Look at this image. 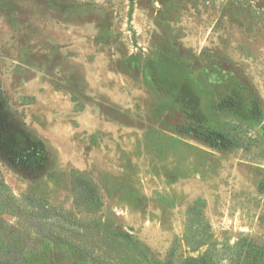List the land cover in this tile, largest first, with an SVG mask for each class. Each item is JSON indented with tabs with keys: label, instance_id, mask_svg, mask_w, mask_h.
Returning a JSON list of instances; mask_svg holds the SVG:
<instances>
[{
	"label": "rangeland",
	"instance_id": "1",
	"mask_svg": "<svg viewBox=\"0 0 264 264\" xmlns=\"http://www.w3.org/2000/svg\"><path fill=\"white\" fill-rule=\"evenodd\" d=\"M0 264H264V0H0Z\"/></svg>",
	"mask_w": 264,
	"mask_h": 264
},
{
	"label": "trees",
	"instance_id": "2",
	"mask_svg": "<svg viewBox=\"0 0 264 264\" xmlns=\"http://www.w3.org/2000/svg\"><path fill=\"white\" fill-rule=\"evenodd\" d=\"M82 183L83 182L81 180L78 181L79 185H81ZM88 191L92 192V187H89ZM38 230H39L40 233L44 234V236H46V237H48V238H50L52 240H60L57 235L45 232L44 229H43V226H41V225L38 227Z\"/></svg>",
	"mask_w": 264,
	"mask_h": 264
}]
</instances>
